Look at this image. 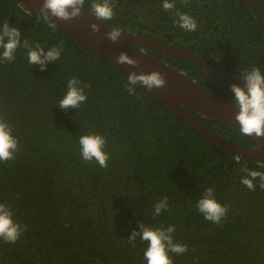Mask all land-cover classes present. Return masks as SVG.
<instances>
[{
    "label": "trees",
    "instance_id": "16d2710c",
    "mask_svg": "<svg viewBox=\"0 0 264 264\" xmlns=\"http://www.w3.org/2000/svg\"><path fill=\"white\" fill-rule=\"evenodd\" d=\"M163 2L111 0L115 15L103 22L192 51L226 73L255 66L264 73V18L248 2L174 0L168 11ZM91 4L85 0L84 7L91 11ZM177 12L193 17L197 30L179 28ZM4 22L45 52L61 44L63 50L44 71L28 62L23 47L14 61H0V116L19 148L14 160L0 162V203L27 226L16 243L0 240V264H147V244L127 241L140 224L175 227L174 242L188 251L169 253L173 264H264V190L259 180L255 191L240 183L242 168L264 172L263 165L211 143L138 85L130 96L125 74L17 0H0ZM145 51L232 104V84L186 59ZM73 77L90 86L88 99L78 109H61ZM188 111L225 139L257 146L254 137ZM89 134L105 137L106 168L82 159L79 137ZM209 187L228 208L220 225L196 208ZM165 197L168 208L154 217Z\"/></svg>",
    "mask_w": 264,
    "mask_h": 264
},
{
    "label": "clouds",
    "instance_id": "9594fccd",
    "mask_svg": "<svg viewBox=\"0 0 264 264\" xmlns=\"http://www.w3.org/2000/svg\"><path fill=\"white\" fill-rule=\"evenodd\" d=\"M182 4H188L189 0H181ZM85 0H44L41 13H38L45 21L49 20L48 13L52 16L68 21L75 19L81 14ZM163 9L173 10L175 2L164 0ZM92 15L99 21L112 20L115 13L111 0H92ZM176 25L186 32L197 30L196 20L182 12H177ZM55 29L54 23L49 24ZM93 33L100 29L96 24H92ZM118 28L112 29L106 34L107 39L113 43L117 42L121 36ZM27 50L28 62L33 66H39L41 71L46 70L48 63L60 59L63 45L48 48L41 47L38 43L31 44L28 39H22V33L17 27H10L8 22L0 24V61L11 62L15 60V53L18 48ZM117 63L138 67V62L131 59L127 54L121 53L117 58ZM127 92L130 96L136 95L137 85L152 89H162L166 86V81L161 73L152 72L136 74L131 73L128 77ZM240 79L244 81V87L237 84L230 85L233 94V108L238 110L235 120L240 125V132L245 136L264 137V73L261 68L253 67L250 71L240 73ZM89 85L81 86V81L76 77L71 78L67 83V93L59 101L61 109H78L81 104L88 99L84 89ZM80 153L85 162L95 161L101 168L108 166L110 154L106 151V139L98 134H89L79 137ZM19 151L18 139L13 135L12 127L6 119L0 116V162H8L15 159V154ZM244 175L240 183L250 191L256 190L255 181L259 180V186L264 190V172L250 170L247 167L241 169ZM168 208L167 197L160 200L154 206L153 216L157 217L162 210ZM196 208L204 219L214 224L220 225L222 219L226 218L228 208L222 206L214 197V189H206L202 198L196 204ZM27 230V226H21L13 220L11 207L0 203V240L5 243H16ZM175 227H151L145 224L139 225V231H133L127 238L130 246H136L139 237L141 242L147 244L144 251V259L147 264H173L169 253L184 254L188 251L187 245L174 242L173 235Z\"/></svg>",
    "mask_w": 264,
    "mask_h": 264
},
{
    "label": "water",
    "instance_id": "95a60500",
    "mask_svg": "<svg viewBox=\"0 0 264 264\" xmlns=\"http://www.w3.org/2000/svg\"><path fill=\"white\" fill-rule=\"evenodd\" d=\"M18 3L26 6L29 10L41 13L44 0H17ZM252 5L264 18V6L258 0H245ZM49 20L54 23L61 31L73 40L81 44L85 49L105 60L110 65L118 69L127 77L135 72L152 73L159 72L166 81V87L162 89H152L138 86L156 99L169 112L179 117L189 126L194 128L211 143L235 153L239 157H244L264 166V137H254L257 146L246 147L225 139L216 132L205 127L188 108L195 110L203 117H209L221 121L240 130V125L235 120L238 110L234 105L220 97L206 91L194 80L190 79L185 73L176 70L166 63L151 57L145 49H151L168 55L176 56L191 61L200 67L208 75L230 84H237L244 87V81L240 75L226 73L207 63L200 56L192 51L164 43L134 32L120 30L121 36L115 43L107 39L106 34L113 27L103 21L97 20L92 12L86 7L81 9V14L75 19L64 21L48 13ZM92 24H96L100 31L93 33ZM139 46L141 48H136ZM121 53L127 54L131 59L138 62V67L127 64L117 63V58Z\"/></svg>",
    "mask_w": 264,
    "mask_h": 264
}]
</instances>
